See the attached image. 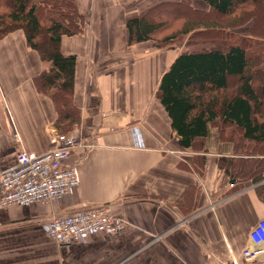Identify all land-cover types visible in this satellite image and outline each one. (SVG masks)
<instances>
[{
    "label": "crops",
    "instance_id": "crops-1",
    "mask_svg": "<svg viewBox=\"0 0 264 264\" xmlns=\"http://www.w3.org/2000/svg\"><path fill=\"white\" fill-rule=\"evenodd\" d=\"M159 1L77 0L85 30L63 36L61 50L79 56L75 129L94 147L72 154L81 183L61 200L0 206V264H249L242 253L264 215V141L211 127L182 146L156 96L180 51L127 42L125 20ZM45 67L22 30L0 40V171L21 148L47 150L57 131L53 101L33 82ZM102 206L127 226L61 245L49 236L54 214Z\"/></svg>",
    "mask_w": 264,
    "mask_h": 264
},
{
    "label": "trees",
    "instance_id": "trees-1",
    "mask_svg": "<svg viewBox=\"0 0 264 264\" xmlns=\"http://www.w3.org/2000/svg\"><path fill=\"white\" fill-rule=\"evenodd\" d=\"M257 5L263 8L261 14ZM263 5L264 0H161L125 20L129 45L147 40L158 48H178L183 36L212 42L180 52L156 91L182 146L208 137L211 127L264 141ZM85 26L86 15L77 0H0V40L22 30L27 45L46 63L33 82L41 95L51 97L60 133L72 131L81 121L75 99L79 56L64 54L61 41L82 33ZM253 49L256 54L251 56ZM233 78H238L237 87L230 85Z\"/></svg>",
    "mask_w": 264,
    "mask_h": 264
},
{
    "label": "built area",
    "instance_id": "built-area-1",
    "mask_svg": "<svg viewBox=\"0 0 264 264\" xmlns=\"http://www.w3.org/2000/svg\"><path fill=\"white\" fill-rule=\"evenodd\" d=\"M84 141L76 129L64 133L53 131L47 150L37 152L21 148L15 163L0 171V206L52 203L78 187L81 183L79 163L71 156L82 147H94ZM126 226L124 217L102 206L54 214L47 224V231L61 245L83 240L101 230L116 233ZM249 236L250 244L242 255L247 263L256 264L264 256V216L252 227ZM261 261L260 264H264V258Z\"/></svg>",
    "mask_w": 264,
    "mask_h": 264
},
{
    "label": "rangeland",
    "instance_id": "rangeland-1",
    "mask_svg": "<svg viewBox=\"0 0 264 264\" xmlns=\"http://www.w3.org/2000/svg\"><path fill=\"white\" fill-rule=\"evenodd\" d=\"M195 5L200 6V7H203V8H207V6H206V4L204 2H196ZM262 9L263 8L260 5H257L256 6L257 13L261 14V10ZM238 11L240 12V10H238ZM262 23H263V21H261V19H260L259 20V26L260 27L262 26ZM249 24H251V23H249ZM237 30H239L240 32H244V27H239V28H237ZM236 37L237 36L232 37V38H236ZM211 44H212V42H206V41H204V40H202L200 38L199 39H192L189 36H183V37H181V39L177 40L178 48H174V49L179 50L180 52H182L184 50L200 49V48H202L204 46H210ZM255 54H256L255 53V50L253 49L250 52V55L253 56ZM237 84H238V78L231 79L230 85L232 87H237ZM214 128H215L214 129V134H216V132H217L216 127H214Z\"/></svg>",
    "mask_w": 264,
    "mask_h": 264
}]
</instances>
